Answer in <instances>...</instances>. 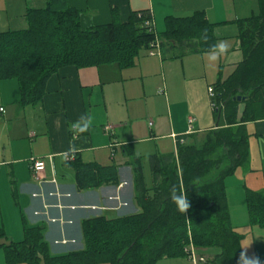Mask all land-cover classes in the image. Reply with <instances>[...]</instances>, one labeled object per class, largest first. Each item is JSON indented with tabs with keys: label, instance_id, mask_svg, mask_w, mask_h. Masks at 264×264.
Segmentation results:
<instances>
[{
	"label": "crops",
	"instance_id": "obj_1",
	"mask_svg": "<svg viewBox=\"0 0 264 264\" xmlns=\"http://www.w3.org/2000/svg\"><path fill=\"white\" fill-rule=\"evenodd\" d=\"M67 2L81 11L83 28L112 21L113 11L121 21L132 12L146 11L160 33L169 16L203 12L214 24L213 46L222 42L226 50L209 61V49L173 45L160 54L144 49L127 67L65 66L48 78L42 100L35 105L20 102L16 79L0 80V264H30L10 261L3 246L21 241L29 227L40 230L49 252L56 255L83 249L85 220L138 213L134 156L140 157L150 186L151 155L176 151L179 139L202 145L209 130L227 123L215 117L208 87L229 76L243 60L238 19L259 10L258 0ZM46 3L0 0V32L25 28L28 10ZM240 101L239 119L245 107L244 99ZM245 128L248 159L225 178V193L230 222L242 234L239 264H246L244 258L264 264V229L250 224L246 199L247 189L264 191V118L246 122ZM32 157L45 162L39 180L32 174ZM77 161L114 164L118 183L81 187ZM238 204L242 211L233 214ZM218 252L217 247L201 248L197 253L203 261L194 263L185 254L165 256L155 264H212Z\"/></svg>",
	"mask_w": 264,
	"mask_h": 264
},
{
	"label": "trees",
	"instance_id": "obj_2",
	"mask_svg": "<svg viewBox=\"0 0 264 264\" xmlns=\"http://www.w3.org/2000/svg\"><path fill=\"white\" fill-rule=\"evenodd\" d=\"M258 2L257 13L238 19L243 60L213 86L214 115L218 122L225 119L227 123L209 130L202 145L179 139L176 151L151 155L150 186L140 157L134 156L140 211L85 220L83 249L51 254L40 230L29 227L21 241L3 245L10 261L155 264L165 256L185 255L184 247L192 241L198 249L219 248L212 264H239L242 234L230 222L225 178L248 159L246 122L264 118V0ZM80 16L81 11L70 7L67 0H47L46 5L28 10L25 28L0 32V80H17L22 104L41 102L48 78L65 66L117 63L127 67L142 50L155 47L156 41L161 49L178 45L201 50L212 48L215 42L214 24L203 12L169 16L160 33L146 24L152 19L146 11L132 12L126 21L113 11L112 21L86 28ZM237 95L246 97L240 119ZM77 162L81 187L118 183L114 164ZM213 170H217L215 175ZM173 190L186 195L190 207L185 213L172 202ZM246 199L250 224L264 229V191L247 189Z\"/></svg>",
	"mask_w": 264,
	"mask_h": 264
},
{
	"label": "built area",
	"instance_id": "obj_3",
	"mask_svg": "<svg viewBox=\"0 0 264 264\" xmlns=\"http://www.w3.org/2000/svg\"><path fill=\"white\" fill-rule=\"evenodd\" d=\"M146 24L151 26V28L153 27V21L152 19H149L146 21ZM161 52V48L159 47L158 41H156L155 47L149 49V53L153 54V53H158L160 54ZM208 91L211 95V97L214 96V88L213 86H209L208 87ZM213 105V104H212ZM189 121L192 122L193 119L189 118ZM106 128H109L106 127ZM192 130H190L189 132H191ZM45 169V162L43 159L41 158H35L32 157L31 158V170H32V174L34 176V178L36 179H41L42 178V172ZM184 252L186 253V255H188V257L190 258V260L194 263H197L198 261H203L205 258L203 255H199L197 253V249L195 247V245L192 243V241H190L185 247H184Z\"/></svg>",
	"mask_w": 264,
	"mask_h": 264
},
{
	"label": "clouds",
	"instance_id": "obj_4",
	"mask_svg": "<svg viewBox=\"0 0 264 264\" xmlns=\"http://www.w3.org/2000/svg\"><path fill=\"white\" fill-rule=\"evenodd\" d=\"M206 39V37H205ZM226 50V46L221 42L217 45L212 46V48L209 49V53H208V60L209 61H216L218 59L219 56L223 55L224 52ZM81 120H84V117L80 118ZM87 124H85L83 127H81L79 130L80 131H84L85 128H87ZM171 195V200L172 202L175 204L177 210L181 213H185L187 209H189L190 204L188 199L186 198V195L181 194V195H177L175 193V190H173V192L170 194ZM242 257L244 258L243 254ZM246 264H258V262L256 260H248L245 259Z\"/></svg>",
	"mask_w": 264,
	"mask_h": 264
},
{
	"label": "rangeland",
	"instance_id": "obj_5",
	"mask_svg": "<svg viewBox=\"0 0 264 264\" xmlns=\"http://www.w3.org/2000/svg\"><path fill=\"white\" fill-rule=\"evenodd\" d=\"M147 169H148V166H147ZM217 171L216 170H214V171H212V175L213 174H215ZM148 174V173H147ZM231 210V209H230ZM233 214H235V213H240L241 211H242V206H240L239 204L238 205H236V206H234L233 205ZM232 223H233V221H232ZM234 228V227H233ZM196 249H198V248H196Z\"/></svg>",
	"mask_w": 264,
	"mask_h": 264
},
{
	"label": "water",
	"instance_id": "obj_6",
	"mask_svg": "<svg viewBox=\"0 0 264 264\" xmlns=\"http://www.w3.org/2000/svg\"><path fill=\"white\" fill-rule=\"evenodd\" d=\"M234 98H236V99L240 100V99H245L246 97H245V96H241V95H237V96H236V97H234Z\"/></svg>",
	"mask_w": 264,
	"mask_h": 264
}]
</instances>
